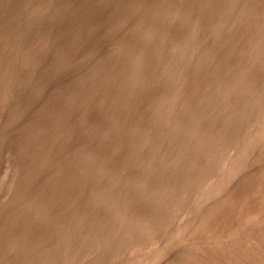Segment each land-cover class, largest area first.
<instances>
[{
  "label": "rangeland",
  "instance_id": "obj_1",
  "mask_svg": "<svg viewBox=\"0 0 264 264\" xmlns=\"http://www.w3.org/2000/svg\"><path fill=\"white\" fill-rule=\"evenodd\" d=\"M0 264H264V0H0Z\"/></svg>",
  "mask_w": 264,
  "mask_h": 264
}]
</instances>
